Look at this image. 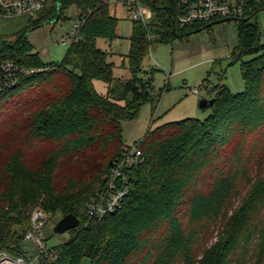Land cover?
Wrapping results in <instances>:
<instances>
[{
  "label": "trees",
  "instance_id": "1",
  "mask_svg": "<svg viewBox=\"0 0 264 264\" xmlns=\"http://www.w3.org/2000/svg\"><path fill=\"white\" fill-rule=\"evenodd\" d=\"M251 7L234 21L230 54L244 91L216 86L205 120L147 130L136 142L144 161L127 195L101 220L88 219L87 207L126 145L122 122L153 100L152 72L141 67L150 45L210 27L179 28L159 8L149 27L132 22L127 80L114 77L111 53L97 46L118 38L119 20L105 0H61L59 9L53 1L25 28L0 36V60L48 68L0 93V252L26 256L24 236L39 208L60 219L71 214L79 225L36 264H264V41L257 21L264 0ZM69 8L85 23L62 60L45 63L28 36ZM150 31L158 40H148ZM94 81L106 84L105 94Z\"/></svg>",
  "mask_w": 264,
  "mask_h": 264
},
{
  "label": "rangeland",
  "instance_id": "2",
  "mask_svg": "<svg viewBox=\"0 0 264 264\" xmlns=\"http://www.w3.org/2000/svg\"><path fill=\"white\" fill-rule=\"evenodd\" d=\"M110 12L118 20L117 36L114 41L97 40V46L111 53L108 58L113 64L114 77L120 80L130 78L127 60L124 59L129 49L132 21L125 6H111ZM28 17L15 19L0 18V36H7L20 31L28 25ZM257 21L264 41V11L258 14ZM74 24H79V13L69 8L63 18L55 25H44L30 32L28 42L33 46V53H38L45 62L62 60L69 43L62 44V36L69 33ZM187 30L185 34L189 33ZM184 34V32H180ZM158 40V39H157ZM237 45V27L235 22H226L211 26L209 29L189 33L183 39L175 38L172 42L154 41L149 53L142 62V70L151 71L152 101L145 103L133 121L122 122L125 144L140 141L147 130L167 123L185 119L205 120L211 109L201 110V99H211L216 86L225 85L232 93L244 91V81L239 62L233 63L230 54ZM251 57L245 56L243 61ZM125 61V62H124ZM203 83L199 95L192 94L191 89ZM97 93L105 94L107 86L101 81H94ZM59 216L50 217L43 230L47 247H54L67 242L70 233L57 234L54 227ZM28 249L33 248L27 242ZM81 264H89L84 259Z\"/></svg>",
  "mask_w": 264,
  "mask_h": 264
},
{
  "label": "built area",
  "instance_id": "3",
  "mask_svg": "<svg viewBox=\"0 0 264 264\" xmlns=\"http://www.w3.org/2000/svg\"><path fill=\"white\" fill-rule=\"evenodd\" d=\"M53 1L56 0H0V18H36V15ZM259 1L261 0H105L110 7L119 4L125 6L132 22H140L147 27L153 20L156 8L169 11L173 23L179 28L209 24L226 18L240 19L245 12L252 10V3ZM85 19V15L79 13V24H74L69 33L62 36V44L70 45L77 38ZM157 39L153 31L148 32V40ZM47 69L27 68L12 59L0 60V93L16 87L22 77ZM202 88L203 83L190 92L199 95ZM143 161L138 143L126 144L123 147L121 156L110 165L104 188L98 191L88 204V219L101 220L120 207L128 193L132 171ZM49 219L50 215L42 209H35L31 215L30 229L24 236V241L32 242L33 248L27 249L29 252L25 257H11L0 252V264H36L41 255L47 256L48 247L43 230Z\"/></svg>",
  "mask_w": 264,
  "mask_h": 264
},
{
  "label": "water",
  "instance_id": "4",
  "mask_svg": "<svg viewBox=\"0 0 264 264\" xmlns=\"http://www.w3.org/2000/svg\"><path fill=\"white\" fill-rule=\"evenodd\" d=\"M61 4V0H56V5L57 8L59 9ZM239 22L241 21L240 19H235V18H226V19H222V20H218L212 23H209L207 26L211 27L213 25H217V24H222V23H226V22ZM246 21V20H243ZM214 103V99H201L199 102V108L201 110H205V109H209L212 107ZM79 225V220L73 216V215H67L63 218H61L57 224L54 227V232L57 234H63L65 232H69L75 228H77Z\"/></svg>",
  "mask_w": 264,
  "mask_h": 264
}]
</instances>
